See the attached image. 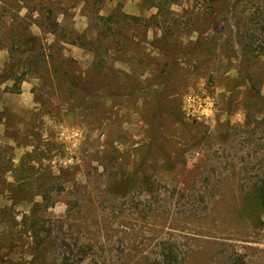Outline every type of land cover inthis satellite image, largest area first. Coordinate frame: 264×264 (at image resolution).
Instances as JSON below:
<instances>
[{
    "label": "rangeland",
    "instance_id": "rangeland-1",
    "mask_svg": "<svg viewBox=\"0 0 264 264\" xmlns=\"http://www.w3.org/2000/svg\"><path fill=\"white\" fill-rule=\"evenodd\" d=\"M236 1L111 0L99 46L79 0H0V74L37 40L0 89V264H264V0Z\"/></svg>",
    "mask_w": 264,
    "mask_h": 264
},
{
    "label": "trees",
    "instance_id": "trees-1",
    "mask_svg": "<svg viewBox=\"0 0 264 264\" xmlns=\"http://www.w3.org/2000/svg\"><path fill=\"white\" fill-rule=\"evenodd\" d=\"M109 1H111V0H79V2H83L84 4L89 6V8L92 12V17H91L92 20H94L96 23L100 22V21L102 23H104V24H102V28L100 29V31H98L97 44L99 46L100 45L103 46L106 41H109L113 37L116 38V40H121V39L125 38L124 35H122L118 31H113V29H112L113 15L112 14H109L105 17L99 15L100 14L99 11L101 10L100 8L106 2H109ZM166 1H168V0H166ZM142 2L144 4H147L151 8L155 7L158 11L161 10V7H160L161 4L159 3L160 0H142ZM174 2L175 1H172V2L169 1L170 4H172ZM244 2H246V0H237L235 4L238 5L239 3L242 4ZM47 15H53V13L50 9L47 10ZM51 26L56 28V27H59V24L56 21H53L51 23ZM36 41H37L36 37L30 36V37L26 38V40H24V42H23V45L25 46L24 51H22V52L10 51V57H11L10 63L6 68H4L3 72H1V74H0V89L2 88V86L4 84H6L9 81H14V83L17 82L15 75H16V72L18 71V69L20 68V66L22 64V59H18V56H21V57L25 56L26 57L25 61H28V58L31 57V53L34 51V49H32V47ZM263 52H264V48L261 46L260 52H258V56L264 57ZM76 84H77V82H71L70 83V85H69L70 93L75 91ZM254 90H255V93L251 92ZM131 95H133V92L128 94V96H131ZM246 95L249 98H253L256 96L255 97L256 99L260 98V99L264 100V95L261 97L260 91L258 90V87L255 84L250 85L249 92H247ZM163 168L166 171L170 170L169 167H167V165H164ZM121 183L123 184V187L119 188L120 191L116 193V195H115L116 197L117 196H123L125 194L124 192L128 191L130 184L134 183V182L131 181V179L126 178V179H123L121 181ZM36 209H37V207L35 209H33L32 213H34ZM243 213L245 216H249L257 222H259L260 217L262 215H264V179L261 180L259 183L252 184L250 198L248 199V201L246 203V206H245V209L243 210ZM32 226L34 228L37 227L38 226L37 222ZM36 231H37V229H36ZM45 236L46 235H44V237ZM34 239L36 240L35 246L38 249H41L42 248L41 245L43 244L44 239H39V235L37 233H34ZM173 263H174V258L170 257V256H166V257H163L162 261L160 263H157V264H173Z\"/></svg>",
    "mask_w": 264,
    "mask_h": 264
},
{
    "label": "crops",
    "instance_id": "crops-1",
    "mask_svg": "<svg viewBox=\"0 0 264 264\" xmlns=\"http://www.w3.org/2000/svg\"><path fill=\"white\" fill-rule=\"evenodd\" d=\"M3 63H4V62H3ZM1 68H2V66H1ZM10 82H11V81H10ZM7 83H8V82H7ZM7 83H6V84H7ZM6 84H4L3 86H5ZM3 86H2V87H3Z\"/></svg>",
    "mask_w": 264,
    "mask_h": 264
}]
</instances>
